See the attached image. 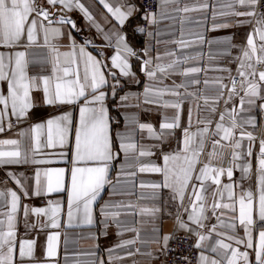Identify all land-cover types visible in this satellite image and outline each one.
<instances>
[{"label": "snow or ice", "instance_id": "6c2138e0", "mask_svg": "<svg viewBox=\"0 0 264 264\" xmlns=\"http://www.w3.org/2000/svg\"><path fill=\"white\" fill-rule=\"evenodd\" d=\"M154 3L149 11L136 0H95L106 13L101 22L86 0H0V134L12 133L0 139V184L17 186L0 188V264H60V230L97 226L89 239L112 228L120 239L107 249L94 244L89 264H138L137 256L167 264L181 231L195 238V264H264V0ZM73 13L95 34L78 40L83 29ZM164 20L179 24L178 38L159 39ZM186 23L247 31L237 44L232 35L186 33ZM137 34L147 38L142 48ZM161 43L175 47L161 53ZM213 43L227 45L235 69L200 66L205 53L187 51ZM209 71L226 75L209 78ZM129 84L143 91L120 96V107L154 105L158 125L133 114L120 128L109 100ZM40 108L55 111L41 119ZM28 164L44 167L31 178L7 170ZM165 216L174 221L171 233L163 232ZM148 224L154 240L141 238Z\"/></svg>", "mask_w": 264, "mask_h": 264}, {"label": "crops", "instance_id": "0c3cea01", "mask_svg": "<svg viewBox=\"0 0 264 264\" xmlns=\"http://www.w3.org/2000/svg\"><path fill=\"white\" fill-rule=\"evenodd\" d=\"M86 2L90 5H94L93 7V12L94 14L97 15V19H101V13L105 14L104 9L98 5L95 4V0H86ZM136 2L139 4V1L136 0ZM187 2L191 3L192 0H187ZM72 18L77 21V24L83 29L82 34L77 36L78 40H82L84 38H88L90 35L95 34V29H92L91 32L85 27L87 22L79 15L76 13L71 14ZM194 18L200 17L204 15L203 13H193L191 14ZM142 21L139 17L136 18V23ZM101 22L102 19H101ZM221 22V21H217ZM179 24L176 23L175 21H169V20H164L162 21L158 26L157 30L165 33L164 35H161L159 39L161 41H171L175 38H178L179 36ZM189 29H192L193 31H199L203 32L208 40H213L216 38H222L225 36L232 35L233 36V43H242L243 41V35L247 31V29H237V28H230V29H221L218 31H208L206 28L202 26H194L190 24H185V32L187 33ZM76 35V33H73ZM187 38V36H186ZM97 42H99V38L97 37ZM147 39L143 37L140 34H137L135 37V44L137 47L142 48L144 46L143 41ZM175 45L171 43H161L159 45V51L163 53L166 50H170L174 48ZM227 48V45L224 43H213L211 46H198V47H193L191 49H188L187 51L189 53L195 54L196 52H203L205 55L199 62L200 66H228L232 67L235 69V64H229V61L231 60L230 56L224 55L223 53L225 52ZM237 52L236 49H232V54L235 55ZM210 56L215 57V59H210ZM195 63V62H194ZM209 78L219 76V75H226V73H219V72H213L209 71L207 73ZM144 77L141 74V80H143ZM173 79L176 80L177 83L180 82L179 77H173ZM166 83H171V80L166 81ZM191 90V89H190ZM143 91L142 85H137V84H129L125 86L123 91L118 92V95L115 99V101L109 100L110 104V109H111V114L115 115L119 119V126L121 129H123L124 125V116L129 115L131 118L133 114L137 115L140 122H151L153 124L158 125L161 116L159 115V110L156 109L154 105H147V104H142L140 105V108L136 107H120V96H123L128 93H140ZM209 94H213L211 90H209ZM112 101V102H111ZM126 103L130 105H135L138 103V101L134 99H130ZM187 110V105L185 106ZM144 109H151V111H145ZM38 111V118H46L49 113H52L55 111V109L52 108H40L37 110ZM205 115L207 113H204ZM14 131H16L14 129ZM12 133H4L0 134V139L7 138L11 136ZM144 143H151V141L145 140ZM38 167H44L43 165H22V166H11L8 168V171H13L17 174L23 173L24 176L26 177H33L34 172L36 168ZM27 168H32V171H28ZM142 179H153L155 177H152L150 175H144L141 177ZM6 179L5 177V170H0V180ZM27 184L29 187L33 184V180L29 179L27 181ZM2 187H9V188H17L15 183L11 180H8L7 185L0 184V188ZM107 199V197H106ZM114 199H122V197H114ZM123 199H129V197H123ZM131 199L135 200V197H131ZM27 202V201H25ZM31 203L41 206L42 201L39 199H35L31 201ZM141 203H147V201H141ZM31 219V218H30ZM121 220L124 221L125 223H132L134 221V218L131 216H122ZM164 224H163V232L164 233H171L174 230V221L173 219L165 216L164 217ZM23 230V229H21ZM49 231V230H46ZM61 249H60V264H65V261L63 260V256L65 255L64 252V240H65V233L67 234L68 237V244H67V255H68V260L66 264H89V261L92 259V257L86 255V253L93 251L94 250V244L99 243L101 248L107 249L108 247L113 246L115 243L118 242V238L115 234V229H109V235L107 237L101 236L99 241H94L92 239H89L88 237L92 234H97L99 235V226L93 228V227H80V228H71V229H66L62 228L61 230ZM182 232V231H181ZM184 233V232H183ZM131 236V233H127L125 237L123 238H129ZM158 236L157 233L152 232L151 230V225H145L144 229L141 231V238L145 240H154ZM45 240V234L44 233H39V240H38V248H37V256L38 257H43V250L39 246L43 244ZM138 247H141L142 251H147V250H155V245H147V246H142V245H137ZM105 257H107V251H104L102 253ZM138 264H150L149 258L144 257V256H137L134 257ZM125 264H131V260L126 261ZM151 264H157V262L152 261Z\"/></svg>", "mask_w": 264, "mask_h": 264}, {"label": "built area", "instance_id": "2783aa9c", "mask_svg": "<svg viewBox=\"0 0 264 264\" xmlns=\"http://www.w3.org/2000/svg\"><path fill=\"white\" fill-rule=\"evenodd\" d=\"M139 4L143 7L147 8V10L152 11L155 10L154 0H138ZM137 24H143V20L138 22ZM115 119H118L115 115H113ZM119 120V119H118ZM28 171H32V168H27ZM179 239L173 240L169 242V246L171 248L176 249L174 253H169V259L167 260V264H184L183 261H174L172 257L179 256H188L193 260V264H195V257L197 256V250L192 248L191 245L195 242V238L185 240V233L180 232Z\"/></svg>", "mask_w": 264, "mask_h": 264}, {"label": "trees", "instance_id": "16d2710c", "mask_svg": "<svg viewBox=\"0 0 264 264\" xmlns=\"http://www.w3.org/2000/svg\"><path fill=\"white\" fill-rule=\"evenodd\" d=\"M112 102V101H111Z\"/></svg>", "mask_w": 264, "mask_h": 264}]
</instances>
